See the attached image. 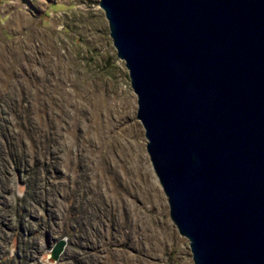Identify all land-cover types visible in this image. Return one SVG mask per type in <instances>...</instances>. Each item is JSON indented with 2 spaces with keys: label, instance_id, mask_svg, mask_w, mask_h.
I'll use <instances>...</instances> for the list:
<instances>
[{
  "label": "rangeland",
  "instance_id": "obj_1",
  "mask_svg": "<svg viewBox=\"0 0 264 264\" xmlns=\"http://www.w3.org/2000/svg\"><path fill=\"white\" fill-rule=\"evenodd\" d=\"M97 3L0 0V264H193Z\"/></svg>",
  "mask_w": 264,
  "mask_h": 264
},
{
  "label": "water",
  "instance_id": "obj_2",
  "mask_svg": "<svg viewBox=\"0 0 264 264\" xmlns=\"http://www.w3.org/2000/svg\"><path fill=\"white\" fill-rule=\"evenodd\" d=\"M97 4L192 263L264 264V0Z\"/></svg>",
  "mask_w": 264,
  "mask_h": 264
},
{
  "label": "bare ground",
  "instance_id": "obj_3",
  "mask_svg": "<svg viewBox=\"0 0 264 264\" xmlns=\"http://www.w3.org/2000/svg\"><path fill=\"white\" fill-rule=\"evenodd\" d=\"M100 104H101V102H100ZM101 106H103V105H101ZM99 107V106H98ZM155 182H157V180L155 179ZM158 183V182H157Z\"/></svg>",
  "mask_w": 264,
  "mask_h": 264
}]
</instances>
